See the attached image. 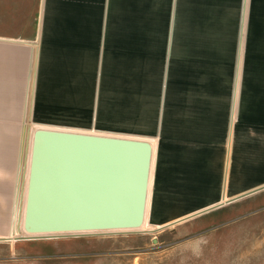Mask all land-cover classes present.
<instances>
[{"label":"crops","instance_id":"1","mask_svg":"<svg viewBox=\"0 0 264 264\" xmlns=\"http://www.w3.org/2000/svg\"><path fill=\"white\" fill-rule=\"evenodd\" d=\"M24 108L147 141L145 213L152 182L194 215L262 204L226 202L264 188V0H0V124Z\"/></svg>","mask_w":264,"mask_h":264},{"label":"rangeland","instance_id":"2","mask_svg":"<svg viewBox=\"0 0 264 264\" xmlns=\"http://www.w3.org/2000/svg\"><path fill=\"white\" fill-rule=\"evenodd\" d=\"M25 113L22 124H0V264H264V203L248 198L197 216L186 211L194 206L167 203L180 199L174 191L189 190L156 189L155 182L137 233L15 241L25 236L23 162L38 126ZM170 214L181 219H161Z\"/></svg>","mask_w":264,"mask_h":264},{"label":"water","instance_id":"3","mask_svg":"<svg viewBox=\"0 0 264 264\" xmlns=\"http://www.w3.org/2000/svg\"><path fill=\"white\" fill-rule=\"evenodd\" d=\"M150 161L151 146L144 140L35 130L23 162L24 233L59 234L55 237L137 233L144 221ZM43 238L51 237L14 240Z\"/></svg>","mask_w":264,"mask_h":264},{"label":"bare ground","instance_id":"4","mask_svg":"<svg viewBox=\"0 0 264 264\" xmlns=\"http://www.w3.org/2000/svg\"><path fill=\"white\" fill-rule=\"evenodd\" d=\"M23 194V193H22ZM18 229V228H17ZM20 231H22V227H21V225H20ZM25 234V236H29V237H32V235H37V234H26V233H24ZM39 235H51V234H39ZM22 236H24V235H22ZM30 240H32V239H30ZM25 241H27V240H25Z\"/></svg>","mask_w":264,"mask_h":264}]
</instances>
